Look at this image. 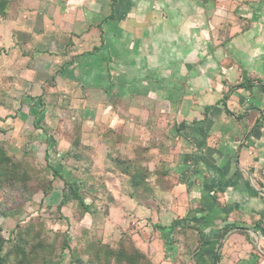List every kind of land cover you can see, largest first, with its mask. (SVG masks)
I'll list each match as a JSON object with an SVG mask.
<instances>
[{"label":"crops","instance_id":"obj_1","mask_svg":"<svg viewBox=\"0 0 264 264\" xmlns=\"http://www.w3.org/2000/svg\"><path fill=\"white\" fill-rule=\"evenodd\" d=\"M4 1L7 14L38 0ZM39 1L62 15L77 0ZM114 2L120 25L100 28L84 63L125 113L111 124L155 140L177 177L157 227L177 243L156 264H264V0Z\"/></svg>","mask_w":264,"mask_h":264},{"label":"rangeland","instance_id":"obj_2","mask_svg":"<svg viewBox=\"0 0 264 264\" xmlns=\"http://www.w3.org/2000/svg\"><path fill=\"white\" fill-rule=\"evenodd\" d=\"M113 1L77 0L74 12L58 15L38 0L0 15V149L25 173L0 189V235L38 233L51 264L84 260L93 244L137 250L156 264L177 243L157 228L174 215L170 162L153 154L151 137L131 135L133 125L111 124L112 112L125 113L103 86H91L84 63L100 28L120 25L106 19ZM126 170L143 176L137 187Z\"/></svg>","mask_w":264,"mask_h":264},{"label":"trees","instance_id":"obj_3","mask_svg":"<svg viewBox=\"0 0 264 264\" xmlns=\"http://www.w3.org/2000/svg\"><path fill=\"white\" fill-rule=\"evenodd\" d=\"M115 2L113 1V4ZM4 4L0 0V15H4ZM131 165L130 163H128ZM128 169V167H127ZM125 173L131 179V185L137 187L142 182L143 176L140 173H132L128 170ZM54 174L57 175L56 172ZM25 175L19 167L13 164L6 153L0 149V189L14 186ZM81 208L89 213V208L78 193H74ZM63 198H65L63 196ZM62 199L60 204H63ZM41 236L36 233L31 236V230L16 231L14 235L4 240L0 235V264H51L49 259L50 248L45 246ZM9 247H6L7 244ZM67 248V245L64 246ZM73 264H149L147 259L139 251L125 252L122 249L113 250L101 244L89 246L85 252V259L72 255Z\"/></svg>","mask_w":264,"mask_h":264},{"label":"built area","instance_id":"obj_4","mask_svg":"<svg viewBox=\"0 0 264 264\" xmlns=\"http://www.w3.org/2000/svg\"><path fill=\"white\" fill-rule=\"evenodd\" d=\"M260 178L262 183L264 184V159L261 162V166H260Z\"/></svg>","mask_w":264,"mask_h":264}]
</instances>
